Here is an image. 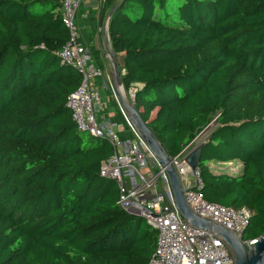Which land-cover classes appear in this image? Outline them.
<instances>
[{"label": "trees", "instance_id": "16d2710c", "mask_svg": "<svg viewBox=\"0 0 264 264\" xmlns=\"http://www.w3.org/2000/svg\"><path fill=\"white\" fill-rule=\"evenodd\" d=\"M105 3L115 5L108 41L141 119L169 157L212 121L201 195L252 211L241 240L263 235L264 0ZM67 39L58 0H0V264H147L155 230L117 205L115 181L99 173L114 147L78 130L65 105L80 82L53 54ZM231 161L234 173L208 165Z\"/></svg>", "mask_w": 264, "mask_h": 264}, {"label": "built area", "instance_id": "2783aa9c", "mask_svg": "<svg viewBox=\"0 0 264 264\" xmlns=\"http://www.w3.org/2000/svg\"><path fill=\"white\" fill-rule=\"evenodd\" d=\"M58 2L61 22L68 31V39L60 49L53 51V54L57 56L60 64L72 66L80 75L79 85L68 95L65 105L70 110L71 119L78 130L91 136L107 137L114 147L113 153L101 162L99 173L115 181L118 190L117 205L127 210L136 197L147 196L146 199L138 202L144 209L139 210L140 217L156 232L154 250L147 264H233V255L221 238L190 225L175 209L166 176L159 165L155 162L157 172L150 171V174L145 172L144 152L150 153L124 117L117 101L116 106L132 139L121 140L116 131L98 122L97 111L95 112L94 109H100L102 103L99 97L100 88L95 80L101 79L102 69L95 64L88 47L79 42L75 16L80 0H58ZM107 20L101 10L97 29L99 37L106 33ZM100 86L104 88L102 83ZM133 91V87H130L127 91L128 95L132 96ZM190 143L177 155L171 157V164L183 190L187 206L197 216L225 227L240 238L252 211L246 207L233 208L211 203L202 197L197 168L192 171L183 161ZM141 148L144 152L140 151ZM159 172L164 189L150 195V192H154L153 187Z\"/></svg>", "mask_w": 264, "mask_h": 264}, {"label": "water", "instance_id": "95a60500", "mask_svg": "<svg viewBox=\"0 0 264 264\" xmlns=\"http://www.w3.org/2000/svg\"><path fill=\"white\" fill-rule=\"evenodd\" d=\"M114 6L115 5H113L107 12V18L112 12ZM104 45L111 65L110 80L115 99L134 132L146 146L153 160L164 172L175 209L190 225L221 238L233 255V264H264V234L255 238L252 242H243L225 227L201 218L189 209L183 197V190L180 187L177 175L171 164V157L165 153L160 142L156 139L146 123L141 119L139 111L136 110L133 104V93L132 96L128 95L122 85L121 74L123 71L120 69V64L116 55L111 50L107 34H104ZM202 143L203 142L196 144L183 157V161L192 171L197 168L199 151ZM146 197L147 196L136 197L126 211L140 216L139 210L144 209L138 202L141 199H146Z\"/></svg>", "mask_w": 264, "mask_h": 264}, {"label": "rangeland", "instance_id": "374dc122", "mask_svg": "<svg viewBox=\"0 0 264 264\" xmlns=\"http://www.w3.org/2000/svg\"><path fill=\"white\" fill-rule=\"evenodd\" d=\"M85 24L86 23L85 22L83 23V21L80 18H77V28H79V30ZM89 24L92 25V30L94 31L95 28H94L93 23H89ZM97 29H98V26H97ZM81 32H82L83 36H85L86 31L82 30ZM92 33H94V32H92ZM105 34H107V30H106ZM100 36H101V40H102L104 38V35H100ZM84 39L87 43L89 42V41H87V40H89L88 36H85ZM102 41H104V40H102ZM98 49H100V51H101L99 61L101 63L102 76L100 79V83H102L104 88H101V86H99V88H100L99 89V97H100V102L102 103L101 108L98 110H97V108H95L94 110H95V112L97 111L96 117H97L98 122H101L102 126H106V128L110 127V128H112L113 131L118 132L119 137H122L121 140H124L126 138H124L121 135V131L123 128V122H122V120H118L117 117L115 116L118 108L116 106V99H115V96L113 93L112 83L110 80L111 65H110V61H109L108 55L106 53L105 45L103 44V42H101L100 45H98ZM117 59H118L119 64H121L119 55H117ZM113 123L115 124L114 126L111 125ZM212 127H213V123L211 121L209 123V125L203 131H201L196 136V138H194L191 141L190 146H189V150H191L196 144L205 140L208 132L210 131V129ZM141 150L144 152L143 148H141L140 151ZM144 156H145V161H146L145 172L147 171L150 174L151 168H156L158 171L157 165H156L155 161L152 159V156L146 152H144ZM208 165L214 169H217V170L222 169V170L227 171L229 173H234L235 171H237L239 169L240 164L237 161H231V162H227V163H225V162L224 163L223 162H209ZM148 173H146V175H148ZM155 183L156 184L153 187L154 192H150L149 193L150 195L154 194L158 190L161 191L164 189V185L162 183V176H161L160 172L157 173V178H156ZM144 224H145V221L142 220V226Z\"/></svg>", "mask_w": 264, "mask_h": 264}, {"label": "crops", "instance_id": "0c3cea01", "mask_svg": "<svg viewBox=\"0 0 264 264\" xmlns=\"http://www.w3.org/2000/svg\"><path fill=\"white\" fill-rule=\"evenodd\" d=\"M113 1H116V0H113ZM109 9H110V5L106 4L105 0H80V2H79L77 18H80L82 21H84L86 23L80 29L85 30L86 31L85 36L89 37V40H87L89 42L87 44L92 45L97 49H98V45H100L101 42H103V44H104V41H102L104 39L101 40V37H99V35H98V30H96L95 32L92 30V25L89 24L90 17L92 16L96 19L98 12H100L101 10L103 11V14L105 16L107 14V12L109 11ZM92 32H94V33H92ZM99 51H100V49H99ZM100 53H101V51H100ZM100 85H101V83L99 81L98 86H100Z\"/></svg>", "mask_w": 264, "mask_h": 264}]
</instances>
